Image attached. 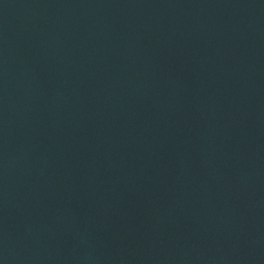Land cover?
<instances>
[{
    "label": "water",
    "instance_id": "water-1",
    "mask_svg": "<svg viewBox=\"0 0 264 264\" xmlns=\"http://www.w3.org/2000/svg\"><path fill=\"white\" fill-rule=\"evenodd\" d=\"M0 264H264V0H0Z\"/></svg>",
    "mask_w": 264,
    "mask_h": 264
}]
</instances>
